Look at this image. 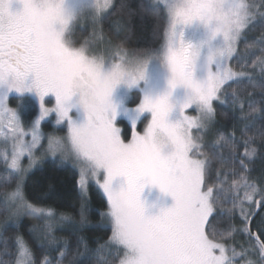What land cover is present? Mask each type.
Instances as JSON below:
<instances>
[{"label":"snow or ice","instance_id":"obj_1","mask_svg":"<svg viewBox=\"0 0 264 264\" xmlns=\"http://www.w3.org/2000/svg\"><path fill=\"white\" fill-rule=\"evenodd\" d=\"M12 3L13 0H0V87L6 86L9 91L18 93L34 90L41 101V115L31 128L26 129L16 111L8 106L6 96L0 95V128L7 129L4 139L11 143L10 156H4L6 171L2 180L5 186L15 184L5 199L6 208L14 210L0 224V229L18 227L25 211L37 215L44 227L30 229V232L42 249L39 264H237V256H245L248 252L256 253L257 259H246L244 264H264V187L249 182L244 174L248 165L237 156V146L231 137L218 133L214 144L216 155L221 157L220 167H229L233 175L228 187H225L226 178L222 180L219 171L216 181H208L213 157L201 150V133L209 131L214 124L217 105L234 112L241 110L239 120L264 112V108H258L257 102L252 100L248 101V113L242 111L244 93L248 89L260 91L264 103V0H150L141 4L144 15L159 19L163 13V50L166 48L171 52L178 40L181 51L186 52L191 46L185 44L183 29L194 22L207 28L213 39L220 37L222 45L218 58L206 57V68L201 71L205 74L203 79H198L190 68L183 67L179 80L170 82L168 96L155 100L143 98L136 111L151 113V120L143 135L134 127L128 143L122 142L120 130L108 117L109 112L114 117L116 111L108 94L86 123L78 126L71 120L67 102L72 93L66 85L69 73L62 66L63 61L68 57L74 60L101 58L118 71L124 63L153 54L152 50L144 48L129 53L119 45L113 58L108 60L93 51L95 39L89 38L79 45L75 43L71 36L77 18L74 21L64 19L55 0H19L22 4L19 12L11 10ZM114 4L115 0H94L92 14L87 17L94 25H99ZM119 11L129 17L134 15L123 0ZM84 17L80 16L79 20ZM253 31H259V36L250 41L248 33ZM62 33H67L71 47L65 46ZM96 35L94 32L93 36ZM41 43L53 45L58 51L54 58L38 64L35 58L42 54ZM170 63L175 65L173 57H170ZM34 72L38 73L37 78L26 86ZM134 83L135 78L129 86ZM177 88L185 89L186 95L182 103L172 106L168 97L173 96ZM49 93L56 97L52 108L43 104ZM174 109L179 117L175 123L169 119ZM188 109H194L196 116L186 114ZM52 112L57 115V125L68 121V131L63 136L49 134L47 147L38 154L44 136L40 122ZM247 127L246 124L245 130ZM193 129L198 130L197 135H193ZM161 130L170 142L167 155H161L152 145L153 137ZM258 132L259 138L264 140V129ZM256 138L249 135L244 140V156L249 160L257 154V149L251 146ZM225 151L227 156L223 155ZM44 157L71 164L78 172L77 187L81 197L78 224L68 214L58 216L54 208L37 206L27 199L25 182ZM25 158L26 165L22 162ZM152 167L169 182L168 195L174 204L157 215L141 213L142 228L133 231L114 201L112 181L123 177L129 192L138 198ZM101 169L107 173L104 179L100 178ZM91 181L102 190L106 199V208L99 214L111 234L95 249L78 235L73 252L68 238L58 237L52 224L58 222L59 227H64L68 222L79 231L90 226ZM241 189L243 196L239 195ZM229 203L231 207L227 206ZM236 210L243 225L240 231L248 238V248L239 253L226 243L237 231L231 222ZM258 214L260 219L253 231V220ZM221 216L228 217L226 229L218 227ZM2 243L3 254L10 255L8 239ZM14 245V261L0 259V264H38L35 253L22 235L15 236ZM53 252L57 253L54 259Z\"/></svg>","mask_w":264,"mask_h":264},{"label":"trees","instance_id":"obj_2","mask_svg":"<svg viewBox=\"0 0 264 264\" xmlns=\"http://www.w3.org/2000/svg\"><path fill=\"white\" fill-rule=\"evenodd\" d=\"M122 0H116L114 7L104 16L102 19V32L108 39L113 47L123 45L129 53L144 48H150L152 51L161 47L163 28L165 25V18L163 13L159 19L153 18L142 14L141 4L150 2L149 0H123L129 8L134 12L131 17L122 14L119 11V5ZM90 32L86 29L80 28L78 32L74 34L73 40L77 45L83 43L90 38ZM259 36V31H253L248 33V40H254ZM259 79V77H256ZM248 93H251L249 96ZM140 92H136L135 100L132 105H137L140 100ZM262 93L258 90L248 89L244 93V108L243 113L247 114L248 101L252 100L257 102L258 108H264V103L261 102ZM16 99L12 98L11 103L15 105ZM241 110L237 109L235 112L231 109L223 108L217 105L216 122L214 128L210 134L204 139L202 150L212 155L211 169L208 175V181L214 182L217 180V173L219 171L220 178L224 180L226 178L225 187H228L233 179L232 172L229 167H220L221 157L216 155L217 149L214 147L215 141L218 138V133H224L225 135L234 139L237 146V156L245 160V164L248 165L247 175L250 182H254L258 187H264V140L259 138V129H264V112L249 116L247 120H239ZM126 127V135L130 136L131 127L127 122H123ZM248 125L245 130V125ZM257 137L251 142V146L257 149V154L254 159L249 160L244 156L245 143L244 140L247 136ZM224 156L228 153L225 151ZM236 167L240 166L237 163ZM0 167V224L9 218L10 209L6 208L5 199L8 193L14 188V183L5 186L1 177L5 172H1ZM242 171V170H241ZM78 172L69 165L61 164L58 161H48L41 168L32 173L25 183V194L27 199L37 205L43 207L54 208L59 216L60 213L70 215L74 221L78 224L80 219V202L81 197L79 189L77 187ZM240 196H243V190H240ZM89 207L91 209L89 213L90 226L85 227L82 231H79L77 227L71 223L65 222L64 227H59L58 222H53L54 228L58 237H66L69 240V248L74 252L76 248V238L78 235H82L88 242L90 248L95 249L98 244H102L108 240L110 236V230L106 227L104 221L100 216V212L106 208V199L102 192L91 187L89 191ZM231 207L229 203L227 205ZM264 211V210H263ZM221 222L218 227L226 229L229 227L228 217L221 216ZM260 219V215L253 223V231H255V224ZM231 222L236 227L237 231L233 234L232 239L226 241L227 244H234V240L244 242L248 247V238L240 231L242 228V220L239 215V211L236 210L232 217ZM44 225L41 219L30 212H23L20 217L18 227L8 226L4 229H0V259L11 260L15 259V245L14 238L17 234L23 236V238L31 246L35 253L36 260L42 259V249L38 246L37 241L33 238L30 229H41ZM246 237V238H245ZM264 238V237H262ZM4 239L9 241V253L10 255L3 254ZM57 253H52V258L56 257Z\"/></svg>","mask_w":264,"mask_h":264},{"label":"rangeland","instance_id":"obj_3","mask_svg":"<svg viewBox=\"0 0 264 264\" xmlns=\"http://www.w3.org/2000/svg\"><path fill=\"white\" fill-rule=\"evenodd\" d=\"M65 7L70 13H72L77 17V20L73 25L74 30L71 38L73 39L75 32L77 33L80 28H82V30L86 29L91 34L90 38L95 39V43L92 46L93 51H95L98 54H102L108 60H111L113 58V53L116 47H113L108 41V39L104 36L102 32V20L99 25H94L91 19L87 17L91 15L93 11L91 7V0H65ZM11 10L13 12H19L22 10V4L19 3V0H13ZM110 10L111 9H109L108 12ZM82 15L85 17L79 20L80 16ZM94 32L97 34L95 37L93 36ZM209 35H210V31L206 29L199 22H194L193 25L183 29L184 41L192 42L193 44H200L202 41L206 40ZM221 45H222V39L220 37H217L213 41V46H221ZM162 51H163V47L161 45L160 48L152 52L156 56H160ZM206 55H207V48H202V58ZM110 67L111 64L106 62L105 70H109ZM204 75L205 74L203 72L196 73L198 79H203ZM147 76H148L147 84L142 82L139 85V87H135V88H128L126 85L121 84L117 86V88L114 90L112 94L111 102L114 105L116 111L114 117L112 112L108 113V117L109 119H112L113 126L120 130L119 135L121 137L122 142L124 143L130 142L134 127H135V131L138 134L143 135L146 126L150 123L151 113L144 112L141 114L136 111V109L141 104L144 98L145 92L150 91L152 93L153 100H155L157 95L161 93L166 87L165 81H166L167 73L158 59H154L149 63L147 69ZM31 82L32 79L30 77L26 81V86L30 85ZM136 92L141 93L140 100L137 101L138 102L137 105H132V102L135 100ZM0 95L6 96V102L8 106L16 111V114L21 122V125L26 129L31 128L33 124L39 119L41 115V101L39 96L34 90L18 93L15 90L9 91L6 86H3L0 87ZM185 95H186L185 89L177 88L173 92L172 100L176 105H179L180 103L183 102ZM12 98L16 99L15 105H12L11 103ZM43 104L45 107H49V108L54 107L56 104L55 95L49 93L47 96L44 97ZM186 114L191 116H196V112L194 109H188L186 111ZM69 116L71 120L75 122L78 126L87 122V119L83 115L78 114L75 110L70 111ZM178 118H179L178 112L176 109H174L173 112L170 114L169 119L171 122L175 123ZM56 120H57V115L55 112H52L49 114L48 117H46L40 122V130L42 133H44V136L41 139V145H40V149H38V154H39V150H42L43 148L47 147V136L49 134H57L63 136L68 131L67 120H65L60 125L56 124ZM123 122H127L131 127V133L129 137H127L126 135V127ZM215 122L216 119L209 131L201 133V135H203L201 150L204 144V139L207 137L208 134H210L212 128H214ZM192 131H193V135H197L198 132L197 129H193ZM6 133H7L6 128H0V167H2L1 172L6 171L4 164V156L5 155L10 156L11 154V143L10 141H6L4 139ZM28 139H30V137H28ZM169 152L170 149H165L166 155L169 154ZM48 161H53V160L49 159L48 157H44L41 163L35 169H33L31 173H29V176L32 173H34L37 169L41 168ZM56 161L60 162L59 159H57ZM22 162L26 165L28 163L27 158H25ZM64 165L71 166V164H64ZM106 175H107L106 171L101 169L100 178L104 179ZM14 187L15 184L13 188ZM91 187H95L99 189V187L94 183V181H91L89 183V191ZM125 187H126V181L123 177H117L112 181L113 191H119ZM100 191L102 192V190ZM141 199L146 202V215H157L161 210L170 208L174 204V201L171 196H164L158 198L157 193L155 191H150L149 187L147 186L144 188ZM8 209H10L9 212V217H10V214L14 209H12L11 207H9ZM231 240L233 239L231 238ZM230 246L235 248L237 253L241 252L242 249L248 248V247L243 248V246H245V243L240 242V240L239 241L234 240V244H231ZM249 258L256 260L257 254L253 252H248L247 255L245 256H237L236 258L237 264H244V261Z\"/></svg>","mask_w":264,"mask_h":264},{"label":"clouds","instance_id":"obj_4","mask_svg":"<svg viewBox=\"0 0 264 264\" xmlns=\"http://www.w3.org/2000/svg\"><path fill=\"white\" fill-rule=\"evenodd\" d=\"M94 4V0H91V7ZM55 6H58L60 13L64 19L77 18L70 13L65 7V0H55ZM207 29V28H206ZM65 46L71 47L67 41V33L61 34ZM211 32L208 38L202 41L200 44H193L192 42H185L186 45H190L187 51H181L179 41L177 40L176 46L171 52L166 48L162 51L160 56H156L154 53L145 55L135 59L130 63H124L120 66L119 70H115L111 65L109 70H105L106 60L101 58H85L80 60H74L70 57L65 58L63 61V67L69 73L66 80L67 87L71 90V97L67 104L70 111L75 110L78 114L83 115L86 119L90 116H94L97 109L100 107L101 102L106 94L112 97L114 90L117 86L123 84L128 88L139 87L143 82L147 84L148 76L147 69L149 63L158 59L167 73L166 87L157 95L155 99L164 98L168 96L169 84L173 80H179L180 69L183 67L190 68L194 73L204 71L206 68V57H219L221 53L220 46H213ZM203 46V47H201ZM42 54L36 56V63H46L50 58H54L57 55V48L53 45L41 43ZM202 48H207V55L202 58ZM79 51L80 49H75ZM170 57L175 60V65L170 63ZM38 73H32L31 79H36ZM135 78L136 83L129 84ZM119 81V82H117ZM144 97L152 98V93L145 92ZM168 103L175 106L172 100V96L168 97ZM152 145L156 151L161 155H165V149H169L170 142L168 141L166 133L161 130L158 131L152 140ZM149 187L150 191H155L158 198L169 196V182L162 178L157 168L152 167L148 170L145 187ZM143 190L140 192L137 198L134 194L129 192L127 184L125 188L119 191H113V198L118 206L121 215L125 218L128 227L133 231H139L142 228L140 222V215L146 212V202L141 199Z\"/></svg>","mask_w":264,"mask_h":264},{"label":"water","instance_id":"obj_5","mask_svg":"<svg viewBox=\"0 0 264 264\" xmlns=\"http://www.w3.org/2000/svg\"><path fill=\"white\" fill-rule=\"evenodd\" d=\"M259 215V214H258ZM258 215L254 218L253 222L255 221V219L258 217Z\"/></svg>","mask_w":264,"mask_h":264},{"label":"bare ground","instance_id":"obj_6","mask_svg":"<svg viewBox=\"0 0 264 264\" xmlns=\"http://www.w3.org/2000/svg\"><path fill=\"white\" fill-rule=\"evenodd\" d=\"M262 211H263V210H262ZM258 216H259V215H258ZM256 219H257V218H256ZM256 219H255V220H256ZM253 223H254V222H253ZM252 227H253V225H252Z\"/></svg>","mask_w":264,"mask_h":264}]
</instances>
